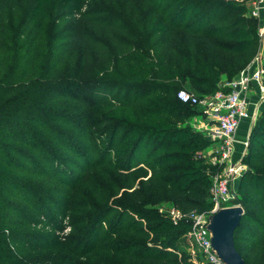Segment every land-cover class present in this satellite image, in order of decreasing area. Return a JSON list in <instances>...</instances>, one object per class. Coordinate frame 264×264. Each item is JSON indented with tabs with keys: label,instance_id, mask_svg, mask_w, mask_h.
I'll return each instance as SVG.
<instances>
[{
	"label": "trees",
	"instance_id": "16d2710c",
	"mask_svg": "<svg viewBox=\"0 0 264 264\" xmlns=\"http://www.w3.org/2000/svg\"><path fill=\"white\" fill-rule=\"evenodd\" d=\"M18 1L30 2L29 21L37 31L56 13L71 21V32L47 57L34 48L17 56L0 76V240L14 249L21 239L12 234L9 216L33 218L12 200L24 196L30 202L32 193L15 175V156H30L17 140L31 137L49 152L57 176L43 173L70 190L111 158L117 188L112 194L85 196L81 232L97 237L111 211H118L102 236L117 248H105L102 264H191L183 240L189 219L174 222L155 207L170 202L185 214L208 212L211 177L218 168L202 157L213 141L188 123L201 109L180 102L177 92L199 98L227 92L226 83L252 62L259 49V22L249 16L252 0H137L136 36L125 34L124 42L90 68L62 66L59 55L78 42L77 17L85 0H0V8ZM42 129L65 140V148L83 162L75 166L79 172L66 168L65 156L55 152ZM71 129L94 133L95 152L88 154ZM241 163L245 171L236 197L244 215L233 234L234 246L245 264H264V109L250 129ZM51 189L33 192L30 203L55 228L60 220L52 222L51 210L65 219L71 200L70 193L61 198ZM70 239L78 243L77 236ZM85 256L58 249L20 256L15 263L0 247V264H76L75 258Z\"/></svg>",
	"mask_w": 264,
	"mask_h": 264
},
{
	"label": "rangeland",
	"instance_id": "374dc122",
	"mask_svg": "<svg viewBox=\"0 0 264 264\" xmlns=\"http://www.w3.org/2000/svg\"><path fill=\"white\" fill-rule=\"evenodd\" d=\"M137 0H85L82 14L78 19L79 39L72 50L60 51V62L62 66L76 67L82 64L88 68L94 66L102 57L107 56L120 43L124 42L125 34H131L135 37L137 34L138 24L140 25L139 9L134 5ZM29 1H18L15 5L4 6L0 8V76L4 73L8 66H11L17 56L31 52L34 48L43 53L45 57L50 55L54 45L63 38H68L71 32V21L62 19L56 13H50L45 22H43L42 30L34 29L29 21L28 10ZM116 92L112 93L115 94ZM121 95L124 92L121 90ZM193 95V94H192ZM203 119V115H196L188 120L189 125L198 124ZM47 131L48 138L51 143L55 144V152L58 155L65 156V165L67 169L79 172L80 169L75 166L82 165V161L73 152L65 148V140L57 138ZM73 135L79 136V144H84L87 153L92 154L95 151V140L91 135L84 130L71 129ZM249 134L244 132V144H242L243 154L241 151L234 149L232 161L241 160L245 154ZM247 137V138H246ZM17 145L30 154L26 156H15L17 166L15 168L16 177L24 184L25 188L33 194V192H41L43 189L48 192L49 187L52 195L61 198L66 197L65 191L70 193L71 211L67 218H60L51 210L50 218L60 220V223L55 228L48 226L45 220L41 219L39 214H36L30 202L33 200L32 194L29 200L24 196L13 197L17 204L22 208L25 214L33 215L31 222L22 220L12 215L9 216L10 230L15 238L21 243L14 249L9 248L7 244L0 240V247L3 248L5 254L12 262H20L19 257L25 255H39L51 251L76 252L82 256L87 250L91 249L85 257L75 258L76 264H102L106 256L105 248H117L116 243L112 239L104 240L103 232L109 227L110 221L113 220L118 211L114 210L107 216L106 222L102 225L97 237H90L86 233L81 235L85 227L84 214L87 209L84 207L86 203L85 196L95 195L99 193L104 195L112 192L117 188L114 184L113 165L108 164L111 158H106L102 163H98L95 169H90L84 176V181L75 189L70 190L69 185L54 181L55 178H49L47 174H55L54 168L50 165L47 158L50 157L49 152L42 145L38 144L33 138L26 140H17ZM83 146V145H82ZM100 151H97V153ZM209 149L203 152L207 161ZM242 154V156H241ZM239 158V159H238ZM208 162V161H207ZM43 170H45L43 173ZM245 171V170H244ZM42 172V173H41ZM46 174V175H45ZM243 174V173H242ZM241 177V176H240ZM235 179L230 187V192L233 199L230 206L237 205L236 188L239 179ZM45 187V188H44ZM122 192V191H121ZM119 192L111 200L118 198ZM110 200V201H111ZM45 201V205L48 202ZM73 202V203H72ZM159 214L167 216L169 211L174 209L182 214H185L182 209L170 202H164L160 206L155 207ZM75 225L74 222H80ZM77 236L78 243H70L71 236ZM129 238V237H127ZM85 241L83 244L80 241ZM184 240V239H183ZM53 245V246H52ZM86 248V249H85ZM180 258V255L178 256Z\"/></svg>",
	"mask_w": 264,
	"mask_h": 264
},
{
	"label": "built area",
	"instance_id": "2783aa9c",
	"mask_svg": "<svg viewBox=\"0 0 264 264\" xmlns=\"http://www.w3.org/2000/svg\"><path fill=\"white\" fill-rule=\"evenodd\" d=\"M249 16L258 20L259 49L252 62L226 83L227 92L217 91L213 95L199 98L185 90L177 92V99L185 104L198 106L203 115V123L195 130L202 131L213 144L209 147L207 161L217 171L211 177L209 190L212 207L202 214H182L170 210L167 217L176 222L189 219L190 229L183 236L191 264H223L211 248V234L207 229L209 215L221 208L231 207L233 196L230 187L245 170L241 160L232 161L234 136L244 122L254 124L260 106L264 102V0L249 3ZM257 86L259 99L251 111L247 94L252 86ZM203 158L204 155H202ZM237 206V205H235Z\"/></svg>",
	"mask_w": 264,
	"mask_h": 264
},
{
	"label": "water",
	"instance_id": "95a60500",
	"mask_svg": "<svg viewBox=\"0 0 264 264\" xmlns=\"http://www.w3.org/2000/svg\"><path fill=\"white\" fill-rule=\"evenodd\" d=\"M243 215V208L237 205L221 208L208 217L211 248L223 264H245L234 246L233 237Z\"/></svg>",
	"mask_w": 264,
	"mask_h": 264
},
{
	"label": "crops",
	"instance_id": "0c3cea01",
	"mask_svg": "<svg viewBox=\"0 0 264 264\" xmlns=\"http://www.w3.org/2000/svg\"><path fill=\"white\" fill-rule=\"evenodd\" d=\"M260 25L264 26V21L260 22ZM264 41V39H263ZM247 98L250 102V109L251 111H255V108H253V106L257 103L258 99H259V93L257 90V86H252L251 90L249 91V93L247 94ZM264 109V102L263 104L260 106V109L258 111V114ZM203 123V119L198 123L195 124L193 126V129H196L197 126L201 125ZM253 126V124L251 122H244L242 123L241 127L239 128V130L237 131V133L234 136V149L236 151H241L242 149V144H244V132H246V134H249L251 127ZM200 132V131H199ZM202 133V131H201ZM247 138V137H246ZM243 150V149H242ZM243 154V151H241ZM241 154V156H242ZM239 159V158H238Z\"/></svg>",
	"mask_w": 264,
	"mask_h": 264
}]
</instances>
